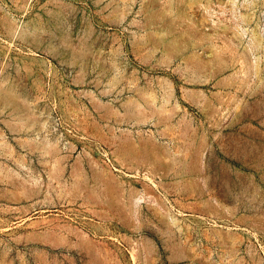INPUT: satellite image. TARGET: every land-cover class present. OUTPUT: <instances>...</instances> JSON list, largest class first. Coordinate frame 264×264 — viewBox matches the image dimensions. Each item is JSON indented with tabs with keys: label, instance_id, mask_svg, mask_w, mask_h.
<instances>
[{
	"label": "rangeland",
	"instance_id": "374dc122",
	"mask_svg": "<svg viewBox=\"0 0 264 264\" xmlns=\"http://www.w3.org/2000/svg\"><path fill=\"white\" fill-rule=\"evenodd\" d=\"M191 261L264 264V0H0V264Z\"/></svg>",
	"mask_w": 264,
	"mask_h": 264
},
{
	"label": "bare ground",
	"instance_id": "6f19581e",
	"mask_svg": "<svg viewBox=\"0 0 264 264\" xmlns=\"http://www.w3.org/2000/svg\"><path fill=\"white\" fill-rule=\"evenodd\" d=\"M150 17H151V15L149 16V19H150ZM206 60L209 61V59H206ZM199 68L203 69V65L202 64L199 65ZM195 100L199 101L203 105L204 108L210 106V103L208 102V100L206 98H203L202 96H197ZM151 103L153 104V109L159 110V108H157V106H158L157 103H155V102H151ZM179 144H180V151L178 152V154L181 156L185 151H187L188 145H190V144H189V141H182V142H179ZM158 150H162V149L160 147H158ZM188 164H189L188 160L185 159L182 172L193 170V167L188 168ZM189 183H192V182L188 181L186 184L188 185ZM106 186H107V184H106ZM104 193H108V191H104ZM187 257L190 258L191 256L187 254ZM190 260H192V259H190ZM189 264H194V263H193V261H191V263H189ZM210 264H213V263H210Z\"/></svg>",
	"mask_w": 264,
	"mask_h": 264
}]
</instances>
